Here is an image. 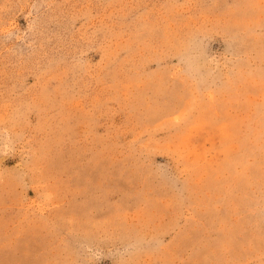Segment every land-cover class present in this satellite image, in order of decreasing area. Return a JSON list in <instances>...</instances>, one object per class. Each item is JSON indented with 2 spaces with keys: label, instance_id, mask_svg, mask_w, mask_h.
I'll return each mask as SVG.
<instances>
[{
  "label": "rangeland",
  "instance_id": "rangeland-1",
  "mask_svg": "<svg viewBox=\"0 0 264 264\" xmlns=\"http://www.w3.org/2000/svg\"><path fill=\"white\" fill-rule=\"evenodd\" d=\"M0 264H264V0H0Z\"/></svg>",
  "mask_w": 264,
  "mask_h": 264
}]
</instances>
